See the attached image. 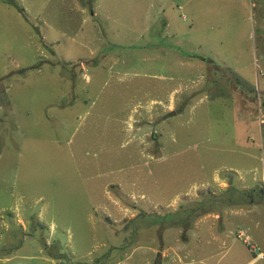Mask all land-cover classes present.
<instances>
[{
  "label": "rangeland",
  "instance_id": "374dc122",
  "mask_svg": "<svg viewBox=\"0 0 264 264\" xmlns=\"http://www.w3.org/2000/svg\"><path fill=\"white\" fill-rule=\"evenodd\" d=\"M8 1L0 264H264V0Z\"/></svg>",
  "mask_w": 264,
  "mask_h": 264
},
{
  "label": "trees",
  "instance_id": "16d2710c",
  "mask_svg": "<svg viewBox=\"0 0 264 264\" xmlns=\"http://www.w3.org/2000/svg\"><path fill=\"white\" fill-rule=\"evenodd\" d=\"M9 5H13V6H15V4L13 3V2H11V1H8V0H5Z\"/></svg>",
  "mask_w": 264,
  "mask_h": 264
},
{
  "label": "crops",
  "instance_id": "0c3cea01",
  "mask_svg": "<svg viewBox=\"0 0 264 264\" xmlns=\"http://www.w3.org/2000/svg\"><path fill=\"white\" fill-rule=\"evenodd\" d=\"M258 257H262V254H260Z\"/></svg>",
  "mask_w": 264,
  "mask_h": 264
},
{
  "label": "clouds",
  "instance_id": "9594fccd",
  "mask_svg": "<svg viewBox=\"0 0 264 264\" xmlns=\"http://www.w3.org/2000/svg\"><path fill=\"white\" fill-rule=\"evenodd\" d=\"M259 256V255H258Z\"/></svg>",
  "mask_w": 264,
  "mask_h": 264
}]
</instances>
